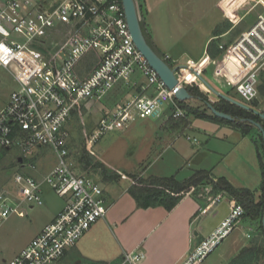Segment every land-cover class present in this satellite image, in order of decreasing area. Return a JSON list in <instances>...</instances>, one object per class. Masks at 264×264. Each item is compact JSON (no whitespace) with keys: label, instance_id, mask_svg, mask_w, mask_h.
Here are the masks:
<instances>
[{"label":"built area","instance_id":"1","mask_svg":"<svg viewBox=\"0 0 264 264\" xmlns=\"http://www.w3.org/2000/svg\"><path fill=\"white\" fill-rule=\"evenodd\" d=\"M249 1L251 9L259 8L255 20L231 44H217L226 53L225 83L245 103L259 100V75L264 68V0ZM163 59L171 62L182 83L181 63L168 54ZM186 68L199 80V67ZM0 69L16 82L0 110V161L13 151L18 160L13 188H0V225L21 205H42L43 185L65 201L53 219L4 264H52L108 210L102 185L77 174L70 161L66 123L73 110L101 99L115 86L131 83L139 74L141 87L153 86L155 94H135L118 103L100 118L93 139L137 119L159 116L170 102L172 116H183L185 111L137 49L121 0H0ZM256 111L264 114V108ZM42 148L56 158L44 174L34 159ZM222 197V193L208 197L207 207L201 210L218 204ZM242 214V207L232 200L222 223L176 264H199ZM143 258L141 251L127 252L106 264H137Z\"/></svg>","mask_w":264,"mask_h":264},{"label":"crops","instance_id":"2","mask_svg":"<svg viewBox=\"0 0 264 264\" xmlns=\"http://www.w3.org/2000/svg\"><path fill=\"white\" fill-rule=\"evenodd\" d=\"M207 3L211 5V8L207 10L212 11L215 9L213 7H216L220 14H208L207 10H201V6L206 8L204 5ZM141 4L142 19L155 51L160 56L168 54L173 60H178L182 65L179 72L184 74L182 84L185 86L190 83L196 84L207 95L201 83L186 66L199 67L201 75L203 72L202 76L204 77V72L206 73L212 67L210 65L207 67L208 64L212 65L220 54L217 47L221 41L220 38L225 37L229 30L243 18L238 14L239 8L243 4L239 0H232L228 3L226 0H141ZM189 5L195 7L196 11L190 10L188 12H196L198 16L191 13V17H184L183 7ZM226 19L232 23L225 24L224 20ZM206 21H208V29L203 24ZM222 22L223 24L220 26ZM211 42H213V46L216 45V48L213 47V54L209 50ZM202 64L206 66L204 69H202ZM211 75L215 81L217 79L214 77L221 82L224 81L214 70L211 71ZM1 80L0 76V82ZM134 80L136 82L133 87L129 85L116 86L113 104L117 101L122 102L135 94L148 96L155 94L156 90L153 86L146 89L141 87L142 79L139 74L134 75L132 82ZM14 86L12 90L16 88ZM123 86L129 87L123 88ZM129 90L133 91L129 92ZM11 91L0 101V110L7 104ZM191 99L194 100L195 98ZM214 102L216 101L214 100ZM174 103L176 104L175 101ZM167 106L162 110L161 116L159 115L161 117L157 123L160 129L159 133H161L159 138L168 140L178 131L187 134L186 130H194L196 135L193 137H190L189 134L186 135V139L191 141V151L179 147V150L176 151V155L179 156L178 161L174 162L170 168L166 167L168 169L164 166L158 167L152 175L169 176L170 174L167 175L169 170H174L175 174L186 170L180 178L182 179L194 169H203L209 171L214 178L224 177L234 187L252 190L255 200H261L262 195H264L260 188L262 182L260 168L262 148L255 130L252 129L250 133L243 134L240 129L228 123L216 122L206 118H200L205 125L201 124L202 126L196 127L198 129L196 130L193 128L192 119L195 116L187 114L185 116L186 122L180 118L174 119L172 118L174 105L170 102ZM167 108L171 112H168ZM172 119L174 120L172 121ZM126 129L127 127H122L117 130ZM43 150L50 152L55 162L53 152L47 148L40 149V151ZM37 160L36 158L35 161L38 163ZM141 174L143 175L142 172ZM132 183L134 180L131 177V181L124 185L122 191L114 190L115 187L104 190L108 202L105 217L92 224L76 245L52 264H106L118 260L124 253L134 251H141L144 255V258L137 264H176L222 223L231 207L232 199L225 192H221L223 196L228 198L227 201L212 205L204 211L201 209H205L209 201L200 198L202 197L200 193L196 195L199 200L191 194H186L170 211L162 206L141 208L138 207L134 198L127 191ZM46 187L48 188V186ZM210 189L208 190L206 187L208 197L214 196L209 194ZM115 192H125L128 196L124 197L120 193L115 195ZM43 194H45L44 188ZM64 203L63 200L61 205L56 206L38 226V229H35L22 246L14 252L13 256L47 222L53 219L55 214L64 206ZM256 233L254 222L248 217L241 216L235 228L211 252V255H215L212 263L228 264L244 246L249 244L250 239ZM209 257L208 254L199 264H205Z\"/></svg>","mask_w":264,"mask_h":264},{"label":"rangeland","instance_id":"3","mask_svg":"<svg viewBox=\"0 0 264 264\" xmlns=\"http://www.w3.org/2000/svg\"><path fill=\"white\" fill-rule=\"evenodd\" d=\"M227 3L232 0H226ZM243 4L238 11L240 19L236 25H234L227 35L220 38V43L231 44L232 41L245 30L256 18L258 7L251 9L252 2L249 0H239ZM206 8L201 6V10H207L211 8V5L207 3L204 5ZM227 6V5H226ZM184 17H191V13L188 11H196V8L189 5L184 6ZM212 11L207 10V13L218 15L220 14L216 7ZM174 15V14H173ZM196 15V12L192 13ZM228 21V22H227ZM208 21L203 22L206 29H208ZM225 24L232 23L229 19L224 20ZM223 22L220 24V26ZM164 57V56H163ZM162 57V58H163ZM226 53L220 51L214 63L208 64L210 67L204 77L207 81L218 91L232 97L251 108L258 110L264 108V68L260 71L259 79V100L251 103H245L241 97L235 92L233 87L228 85H219L211 75V71L214 70L224 80L226 63ZM178 62V60H175ZM206 66L202 64V69ZM240 74L238 78H240ZM203 75V72H202ZM0 76L2 78L0 82V101L13 89V85L16 86V82L13 78L0 69ZM232 76H235L232 74ZM184 80V79H182ZM198 80V79H197ZM136 80L127 84L129 86H135ZM198 82H200L198 80ZM225 82V80H224ZM140 84V83H139ZM14 86V87H15ZM123 86V88L129 87ZM201 86L206 90L207 98L209 102H217L219 98L209 91L202 83ZM131 90H129L130 92ZM133 91V90H132ZM131 91V92H132ZM205 92V91H204ZM229 93V94H227ZM116 95V86L113 87L105 96L96 101L85 102L79 104L71 113V116L66 123L68 131L67 146L69 150L70 161L74 165V171L77 174H83L91 177L95 181L99 182L104 190L106 188L115 187L114 190L122 191L124 185L131 181V176L143 173V175H149L155 173L158 167L164 166L170 168L174 162L178 161L179 156L176 155L177 149L182 147L191 151V141L186 139V135L190 137L196 135L194 130H186L187 134H182L181 131L175 133V135L168 139H160L161 133L157 123L161 119L160 116H150V118L137 119L133 121L126 130H110L106 131L97 138L93 139V136L98 127L99 120L102 116L116 107L120 102L117 101L115 104L113 97ZM187 104L191 106H198L203 108L202 102L196 99H188ZM107 105V106H106ZM178 106V105H177ZM168 107L167 105L164 108ZM181 108V107H180ZM171 109V108H170ZM184 110V108H181ZM186 110V109H185ZM184 110V111H185ZM167 111L171 112L169 108ZM173 113V111H172ZM175 119V118H174ZM179 119V117L177 118ZM193 128L196 129L198 126L205 125L199 117H194ZM202 124V125H201ZM119 129V128H118ZM198 130V129H196ZM255 130V129H254ZM256 132V130H255ZM184 133V132H183ZM256 134V133H255ZM257 135V134H256ZM192 139V138H191ZM196 144V143H195ZM16 151L9 153L0 161V188L8 187L13 188V174L15 172L17 160ZM49 153V154H48ZM263 154V149H262ZM38 167L41 174L47 173L53 165L56 163L50 152L40 151L37 154ZM35 158V159H36ZM102 164L109 172H115L114 178L109 181L103 180L101 171L95 164ZM166 168V169H168ZM141 171V172H138ZM171 171V172H170ZM186 171V170H185ZM180 171L176 174V177L181 178L185 173ZM175 174L174 170H169L167 175ZM206 187L211 188L209 185L200 186L198 193H200L203 200H208V192ZM45 194H43V204L29 208L27 205H21L15 212H13L7 219H5L0 225V264H4L5 260L10 259L16 250H18L22 244L32 235L35 229L45 220V218L56 208V206L62 204V198L55 195L50 189L43 185ZM106 192V191H104ZM128 196L125 192H115V195ZM227 195V193H226ZM227 197L223 196L218 202L222 204L227 201ZM257 227V226H256ZM235 228V227H234ZM209 254V258L205 264L213 262L215 255ZM213 264V263H212Z\"/></svg>","mask_w":264,"mask_h":264},{"label":"trees","instance_id":"4","mask_svg":"<svg viewBox=\"0 0 264 264\" xmlns=\"http://www.w3.org/2000/svg\"><path fill=\"white\" fill-rule=\"evenodd\" d=\"M135 3L144 35L149 44L153 47L145 27V23L142 19L141 0H135ZM215 46L216 45L213 46V42H211L209 45V50L212 54L213 47ZM165 61L171 65L169 60ZM214 79H217V84L223 86L225 85L224 81L221 82L216 77H214ZM186 88L192 98L202 102L203 108L201 109L198 106H191L190 104H187V100L180 101L174 98V101L179 107L184 108V110L186 109L185 114L183 116H179L183 122L187 121L185 116L189 114L199 118L214 120L216 122L228 123L233 127L240 129L243 134L250 133L252 129L256 130L260 147L263 149V154L260 155V168L262 172V182L260 184V188L264 194V143L258 129L247 119L252 118L253 120L260 122L263 126L264 121L258 115L218 97L219 100L217 102H211L212 105L219 111L230 114L232 117H234V120L230 121L219 118L212 114L207 107L206 103L209 102L207 95L200 90L198 85L190 83L186 85ZM172 118L176 117L172 116ZM173 120L174 119H172V121ZM95 166L99 167L103 180L109 181L114 178H118V175L115 176V172H109L102 164L97 163ZM131 177L133 178L134 183L128 187L127 191L134 198L138 207L141 208L162 206L167 211H170L186 194H191L197 197L196 195H198L199 192L198 188L202 185H209L211 187L209 192L211 195H216L221 192L227 193V195L235 201V204L242 207V217H248L254 222V225L257 226L256 235L250 239L249 244L244 246L240 252L230 260L228 264H264V229L262 227L264 195H262L261 200L256 201L252 190L234 187L224 177L214 178L209 171L203 169H194L187 177L182 179L176 177V174L169 176H157L152 174L142 175L141 173H138L132 175ZM197 199L199 200L198 197Z\"/></svg>","mask_w":264,"mask_h":264},{"label":"water","instance_id":"5","mask_svg":"<svg viewBox=\"0 0 264 264\" xmlns=\"http://www.w3.org/2000/svg\"><path fill=\"white\" fill-rule=\"evenodd\" d=\"M121 2L133 42L135 43L137 49L145 57L148 64L156 71L159 78L163 81L167 89L173 92V97L175 99L180 101L191 99L192 96L188 92L186 86L183 85L175 75V68H172L168 64V62H166L147 41L140 23V18L137 12L135 0H121ZM196 75L198 76L201 83L206 88H208L210 92H212L219 98L225 99L235 105H238L258 115L264 121L263 113H260L255 109L251 108L250 106L232 97H229L224 93H221L220 91L216 90L202 75L198 74L197 72ZM206 105L211 111V113L215 116L223 118L225 120H234V117H232L230 114L216 109L211 102H207ZM247 120L258 129L264 143V126L260 122L255 121L252 118H248ZM262 227L264 229V209L262 213Z\"/></svg>","mask_w":264,"mask_h":264}]
</instances>
